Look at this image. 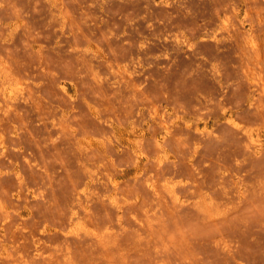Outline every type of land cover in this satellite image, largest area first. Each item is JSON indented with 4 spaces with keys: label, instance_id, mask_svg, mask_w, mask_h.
Wrapping results in <instances>:
<instances>
[{
    "label": "rangeland",
    "instance_id": "obj_1",
    "mask_svg": "<svg viewBox=\"0 0 264 264\" xmlns=\"http://www.w3.org/2000/svg\"><path fill=\"white\" fill-rule=\"evenodd\" d=\"M262 46L264 0H0V264H264Z\"/></svg>",
    "mask_w": 264,
    "mask_h": 264
},
{
    "label": "bare ground",
    "instance_id": "obj_2",
    "mask_svg": "<svg viewBox=\"0 0 264 264\" xmlns=\"http://www.w3.org/2000/svg\"><path fill=\"white\" fill-rule=\"evenodd\" d=\"M250 47L255 51V50H259V45L258 44H256L255 42H253V41H251L250 42ZM262 47H264V46H262ZM262 52V51H261ZM256 53V52H255ZM259 53V52H258ZM262 55H263V53H262ZM264 63V62H263ZM259 64V63H258ZM130 139V138H129ZM124 140V139H123ZM128 143V142H127Z\"/></svg>",
    "mask_w": 264,
    "mask_h": 264
}]
</instances>
